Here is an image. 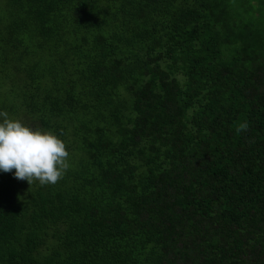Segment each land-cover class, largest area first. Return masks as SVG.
Listing matches in <instances>:
<instances>
[{
    "label": "trees",
    "instance_id": "16d2710c",
    "mask_svg": "<svg viewBox=\"0 0 264 264\" xmlns=\"http://www.w3.org/2000/svg\"><path fill=\"white\" fill-rule=\"evenodd\" d=\"M0 112L69 152L0 264H264V0H0Z\"/></svg>",
    "mask_w": 264,
    "mask_h": 264
},
{
    "label": "clouds",
    "instance_id": "9594fccd",
    "mask_svg": "<svg viewBox=\"0 0 264 264\" xmlns=\"http://www.w3.org/2000/svg\"><path fill=\"white\" fill-rule=\"evenodd\" d=\"M68 156L65 141L55 132L0 112V171L14 169L15 178L28 183L55 184L68 167Z\"/></svg>",
    "mask_w": 264,
    "mask_h": 264
}]
</instances>
